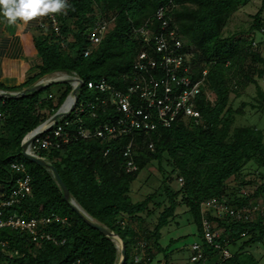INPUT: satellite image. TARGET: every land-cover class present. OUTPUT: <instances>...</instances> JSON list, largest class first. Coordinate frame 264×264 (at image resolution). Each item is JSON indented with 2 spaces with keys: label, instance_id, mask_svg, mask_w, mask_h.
I'll use <instances>...</instances> for the list:
<instances>
[{
  "label": "trees",
  "instance_id": "1",
  "mask_svg": "<svg viewBox=\"0 0 264 264\" xmlns=\"http://www.w3.org/2000/svg\"><path fill=\"white\" fill-rule=\"evenodd\" d=\"M248 2L67 0L68 7L55 13L60 36L46 34L38 28L41 33L35 39L38 61L32 75L20 87L0 84L1 91L17 92L54 72L75 73L83 81V95L91 103L96 97H105L109 90L107 93L89 90L88 81L105 79L112 89H125L144 42L136 30L152 22L159 7L169 5L165 15L170 29L185 42V50L193 53L198 62L196 69L207 70L205 86L197 97L202 125L176 122L169 128L157 127L147 134L133 133L105 139L74 134L60 148L34 150L38 157L55 167L75 203L93 221L120 236L125 246L124 264H169L168 254H164L162 263L155 261L153 249H157V253L166 252L159 242L160 231L175 217L179 205L188 207L193 214L197 242L202 243L206 257L204 261L186 264H260L252 254L247 257L241 252L254 244L264 246V218L230 221L229 218H216L201 207V203L210 198L225 199L232 206H242L264 189L263 181L252 194L236 193L233 198L224 195L227 180L245 179L246 176L241 174L244 165L253 162L258 168L264 167L263 132L250 126L232 128L235 115L242 114V109L233 110L229 95L235 93L237 96L247 82L257 86L253 77L244 71L243 64L248 57L262 62L254 52L253 35L254 31L263 30L264 0L248 29L247 40H235V34L225 36L224 27L230 16ZM101 20H107L109 27L94 48L90 45L89 33ZM156 29V24L151 27L154 32ZM61 43L65 49L61 48ZM88 48L90 54L84 57L83 52ZM257 72L259 78L262 77L264 67ZM59 83H51L43 89ZM59 86L57 91L48 94L51 98L48 95L41 98L43 89L16 99L0 97V201L8 199L17 189L18 179L25 176L30 179L29 194L24 198L18 196L17 203L1 206L0 211L4 217L16 213L23 220H49L38 227L52 236L48 240L33 241L25 230L1 229L0 239L6 241V250L0 251V264H116L118 260L114 243L86 224L73 210L51 173L21 153L25 135L51 116L71 90L70 84L61 82ZM206 90L214 94V101L206 98ZM257 92L264 101V91L258 89ZM262 105L260 103L264 108ZM93 112L95 117L91 116ZM103 116L99 110L86 108V113L68 118L72 124L67 130L89 129L93 134ZM132 138L130 156L124 157L125 146ZM15 158L24 159L29 165L25 167L23 161L17 162ZM129 161L136 167L135 171H127ZM152 161L159 165L162 183L153 194L133 202L129 195L130 185ZM164 161L170 166L169 171L162 166ZM15 163L21 164L23 171L14 169ZM178 177L183 183L173 190L169 184ZM261 178L264 180V174ZM156 197L161 200L154 202ZM178 197L181 200L178 201ZM164 202L168 205L158 213L155 222H147ZM202 215L213 220L217 229H222L215 243L230 251L231 246L241 241L231 257L219 259V253L204 241ZM55 218H65L66 223ZM140 242L145 245L143 248H139ZM132 248L135 256L130 255Z\"/></svg>",
  "mask_w": 264,
  "mask_h": 264
},
{
  "label": "built area",
  "instance_id": "2",
  "mask_svg": "<svg viewBox=\"0 0 264 264\" xmlns=\"http://www.w3.org/2000/svg\"><path fill=\"white\" fill-rule=\"evenodd\" d=\"M169 5L159 7L153 15V21L145 23L136 31L143 39V46L139 50L132 70L133 75L129 85L125 89L115 90L110 87L105 79L88 81L86 86L89 90L109 93L99 99L95 98L94 103L87 102L86 105H78V100L69 93L60 103L56 112L63 114L55 123L48 124L49 116L40 124L37 132L29 144V152L38 157L34 150L60 148L67 144L74 136L88 138L97 136L102 139L117 138L133 133L147 134L157 127L169 128L176 122H192L195 125H202L203 118L197 108V97L205 86L207 70L198 71L197 60L193 53L185 50V42H182L174 30L169 27V20L166 18V11ZM156 24V31L151 27ZM37 27L42 32L52 33L60 36V25L55 13L43 14L38 21ZM109 27L107 20L95 23L89 33V42L92 47H96ZM49 31V32H46ZM263 31V30H262ZM255 43H253V46ZM61 48L65 45L61 43ZM90 48L83 52L84 57L90 54ZM52 78L43 79L41 83H51L64 78L72 79L71 89L78 85V80L83 81L75 74L65 72H54ZM107 93V92H106ZM206 98L207 94L205 92ZM52 95H48L51 98ZM212 101V100H210ZM86 108L99 110L103 117L99 121V126L92 134L89 129H75V132L67 130L72 124L70 116H79L86 113ZM95 112L91 114L95 117ZM78 121V120H76ZM132 139L127 143L123 151L124 157H129L131 153ZM17 171H23V166L19 163L12 165ZM136 167L132 162L127 163V171H135ZM182 182V178H179ZM30 192V179L25 176L18 179L17 189H15L8 199L0 201L1 206H10L18 202V196L24 198ZM203 211H209L216 218H229L230 221H253L257 217L264 218V199L248 201L242 206H232L225 199L210 198L201 203ZM255 217V219H254ZM60 223H66V219L55 218ZM44 219L23 220L18 214H10L4 217L0 211V230L3 228L21 229L30 233L33 241L38 239L48 240L51 235L43 233L39 225L49 223ZM213 221L205 215L201 218V229L204 241L213 246L219 253V259H227L232 256L231 252L220 244L214 242L219 238L220 232ZM6 241L0 239V251L5 252ZM189 262L196 263L206 260L204 247L197 241L189 247Z\"/></svg>",
  "mask_w": 264,
  "mask_h": 264
},
{
  "label": "rangeland",
  "instance_id": "3",
  "mask_svg": "<svg viewBox=\"0 0 264 264\" xmlns=\"http://www.w3.org/2000/svg\"><path fill=\"white\" fill-rule=\"evenodd\" d=\"M262 0H249V2L234 12L227 21V24L224 27L225 36H229L235 34V40L244 39L247 40V32L248 29L251 28L254 20V15L260 9ZM262 29L263 31L256 30L254 31V39L257 41L264 40V10L262 12ZM234 42V41H232ZM257 43V42H256ZM254 47V46H253ZM264 49V46L262 47ZM259 49V50H258ZM263 49L255 48L254 52L256 56H259L261 61H252L249 57L246 58L245 63L243 64L244 71H247L253 79L256 81L257 86H255L251 82H247V85L244 89H241L236 96L235 93H231L229 95L230 100L232 101L231 105L233 110L242 109V114L235 115V119L232 122V128L234 127H243L250 126L257 130H261L264 135V111L260 103L264 106V101L258 96V89L264 91V75L259 78L258 72L264 67V54L261 55ZM54 74H50L47 76L48 78H52ZM42 79V78H41ZM46 79V78H43ZM61 83H59L60 85ZM69 85V83H62ZM57 84H53L46 89H43L41 98H47L49 93L57 91L60 86ZM65 86H62V88ZM84 88L81 91H78V103L82 105H86L88 102V98L85 96ZM69 94V93H68ZM207 97L209 100L214 101L215 96L210 90H206ZM242 104H245L242 106ZM47 113V111H46ZM264 140V136H263ZM22 144V143H21ZM17 162H22L24 166H28L24 159L15 158ZM19 160V161H18ZM21 160V161H20ZM29 162V161H28ZM162 166L166 171L170 170V166L166 165L164 161ZM242 176H246L245 179L238 178L234 180L230 178L225 183V197L233 198L234 194H244L245 192L252 194L254 191L263 183V179L261 178V174H264V167L258 168L255 163L250 162L244 165L241 170ZM253 175V176H252ZM163 174L159 170V165L156 161H152L146 165L144 169L140 171L137 178L130 185L129 195L133 202L141 201L145 197L150 194H153L154 191L161 185ZM251 181L252 183H249ZM183 181H179V177L176 178V181H172L169 185L171 189L177 190ZM240 186V187H239ZM260 195L257 197H252L249 201H256L264 199V189L260 190ZM161 199L156 197L154 202L160 201ZM181 200V197H178V201ZM151 205V204H149ZM167 202H164L163 205L159 208L158 211L155 212V215L151 216L147 219V222L153 223L156 220V216L163 209L164 206H167ZM214 216V214H211ZM255 219V217H254ZM193 214L190 212L189 208L184 205H179L175 209V217L169 221V224L162 228L161 238L159 240L161 247L165 249V253L158 252L157 249H153V253L155 254V261L163 262L164 254L169 255V264H186L189 262V247L192 243L197 241L196 232H197V224L193 222ZM213 221V220H212ZM214 222V221H213ZM216 225V224H214ZM140 226V225H137ZM136 226V227H137ZM149 226V225H148ZM138 229V227H137ZM220 234L222 229H218ZM241 241L236 242L234 246L230 247L231 254L235 253L237 249L240 247ZM145 245L143 242L139 243V248H143ZM135 249L132 248L131 254L134 255ZM241 252V251H240ZM136 253V252H135ZM241 253L247 255V257L253 256L254 260L259 261L260 264H264V246L262 244H254L250 247L243 249ZM135 256V255H134ZM136 261V258L134 257ZM252 259H250V262Z\"/></svg>",
  "mask_w": 264,
  "mask_h": 264
},
{
  "label": "crops",
  "instance_id": "4",
  "mask_svg": "<svg viewBox=\"0 0 264 264\" xmlns=\"http://www.w3.org/2000/svg\"><path fill=\"white\" fill-rule=\"evenodd\" d=\"M41 17L38 15L27 22L18 21L15 24H9L0 17V84L3 86L20 87L32 75L38 61L35 39L41 34L37 27ZM253 41L255 48L263 49L264 40L257 41L253 37ZM49 75L43 78L47 79Z\"/></svg>",
  "mask_w": 264,
  "mask_h": 264
},
{
  "label": "water",
  "instance_id": "5",
  "mask_svg": "<svg viewBox=\"0 0 264 264\" xmlns=\"http://www.w3.org/2000/svg\"><path fill=\"white\" fill-rule=\"evenodd\" d=\"M59 82L71 84L72 79L64 78L61 80L53 81V83H59ZM49 84L50 83L44 84V83L37 81L34 84L24 88L23 90L17 91V92H5V91L0 90V97L12 98V99L21 98V97H24L28 94L33 93V92L39 91V90L47 87ZM81 87H82V82L80 80H78V85L75 86L74 88H72L70 91V93L74 97L75 101L78 100L77 95H78V91L81 89ZM62 116H63V114L56 112L55 114H53L49 118V120L47 121V125L55 123L58 120V118H60ZM39 126H37L35 129H33L32 131L27 133L25 135V137L23 138L22 144H21L22 155L25 158H27L29 161L46 168L51 173L56 184L59 186L60 190L62 191L64 199L69 203V205L73 208V210H75L79 214V216L83 219V221L86 224H88L92 228L96 229L99 233H101L103 236H105L106 238H108L110 241H112L114 243L115 247L118 250V260H117L116 264H124L125 263V246H124V242L122 241L120 236L118 234H116L115 232L110 231L107 228H105L104 226L93 221L71 198L68 189L66 188L63 181L61 180V178H60L57 170L55 169V167L53 165H51L48 161H46L40 157H36L29 152V144L32 141L33 137L38 134L37 130H38Z\"/></svg>",
  "mask_w": 264,
  "mask_h": 264
},
{
  "label": "clouds",
  "instance_id": "6",
  "mask_svg": "<svg viewBox=\"0 0 264 264\" xmlns=\"http://www.w3.org/2000/svg\"><path fill=\"white\" fill-rule=\"evenodd\" d=\"M67 7V0H0V17L9 24H15L18 21L27 22L48 12L56 13ZM41 80L43 78L38 82Z\"/></svg>",
  "mask_w": 264,
  "mask_h": 264
},
{
  "label": "bare ground",
  "instance_id": "7",
  "mask_svg": "<svg viewBox=\"0 0 264 264\" xmlns=\"http://www.w3.org/2000/svg\"><path fill=\"white\" fill-rule=\"evenodd\" d=\"M47 79H49V78H47Z\"/></svg>",
  "mask_w": 264,
  "mask_h": 264
}]
</instances>
